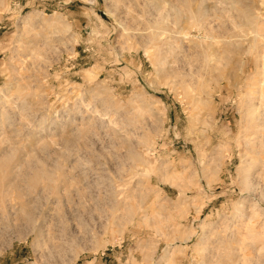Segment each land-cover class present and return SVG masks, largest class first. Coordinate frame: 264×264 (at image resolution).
<instances>
[{"label":"rangeland","instance_id":"obj_1","mask_svg":"<svg viewBox=\"0 0 264 264\" xmlns=\"http://www.w3.org/2000/svg\"><path fill=\"white\" fill-rule=\"evenodd\" d=\"M0 264H264V0H0Z\"/></svg>","mask_w":264,"mask_h":264},{"label":"bare ground","instance_id":"obj_2","mask_svg":"<svg viewBox=\"0 0 264 264\" xmlns=\"http://www.w3.org/2000/svg\"><path fill=\"white\" fill-rule=\"evenodd\" d=\"M125 3V2H124ZM120 9V8H119ZM173 75V74H172ZM175 77V76H174ZM257 112V111H256ZM251 133V132H250ZM262 135V134H261ZM249 138V137H248ZM253 138V137H252ZM252 143V142H251ZM119 214V213H118ZM251 238V237H250ZM255 253V252H254Z\"/></svg>","mask_w":264,"mask_h":264}]
</instances>
